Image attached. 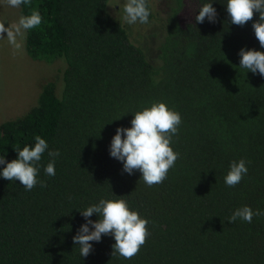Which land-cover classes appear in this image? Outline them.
I'll return each mask as SVG.
<instances>
[{
	"label": "trees",
	"instance_id": "16d2710c",
	"mask_svg": "<svg viewBox=\"0 0 264 264\" xmlns=\"http://www.w3.org/2000/svg\"><path fill=\"white\" fill-rule=\"evenodd\" d=\"M106 2L32 0L19 8L42 15L25 34L27 55L60 59L63 68L57 91L45 82L34 106L0 123V155L18 158L15 149L34 146L36 135L60 155L55 176L44 173L48 150L42 155L46 187L26 191L0 176V264H264V216L227 221L244 205L264 210V76L239 67L241 48L264 51L252 27L259 13L241 27L230 22L227 0H169L148 30L149 56ZM211 2L216 22L198 23ZM186 5L192 15L182 23ZM159 101L181 114L172 143L181 156L163 183L148 187L109 149L118 127H131L135 112ZM241 158L251 161L248 173L230 188L224 177ZM121 197L150 221L146 243L130 260L112 257L114 237L102 235L81 257L73 242L86 223L79 210Z\"/></svg>",
	"mask_w": 264,
	"mask_h": 264
},
{
	"label": "clouds",
	"instance_id": "9594fccd",
	"mask_svg": "<svg viewBox=\"0 0 264 264\" xmlns=\"http://www.w3.org/2000/svg\"><path fill=\"white\" fill-rule=\"evenodd\" d=\"M0 4L11 8L21 6L31 8L32 0H0ZM109 5L115 7L119 5V0ZM226 8L230 22L241 27L253 21L254 13H259V19L252 23V27L260 46L264 48V0H227ZM150 14L149 0H126L123 5L122 19L128 25L147 24ZM217 15L212 2L205 3L198 10L195 20L203 23L207 18L209 22L215 23ZM41 24L42 15L36 9L31 10L28 15H21L17 22L8 24L7 27L5 21L0 20V39L6 37L13 49V55L20 54L23 51L26 32L36 29ZM239 55L241 69L264 76V51L241 48ZM181 123L182 117L178 111L169 108L166 102H153L151 106L135 112L131 127L116 129L110 144V156L123 162V171L129 175L137 170L141 172V178L148 187L161 184L181 156L172 147L173 137L178 135ZM15 150L18 158L10 162L0 155V165H6L0 170V176L8 181L18 180L26 191H31L38 184L46 187V181L38 178L42 155L48 150L51 159L44 167V173L55 176V159L60 155L59 149L49 150L47 141L36 135L34 146L25 145L22 149L18 147ZM250 163L251 161L243 158L238 162L232 161L224 177L225 184L230 188L238 185L247 175V165ZM79 211L86 223L80 226L73 237V242L79 245L81 257L86 258L93 251L91 242H100L102 235H111L115 240L111 256L130 260L139 253L151 235L148 228L150 221L141 217L138 211L130 209L128 201L122 197L102 198L98 203ZM94 213L99 215L96 221L90 219ZM254 216H264V210H253L250 206L244 205L235 209L227 221L234 223L239 219L251 223ZM89 225L93 226L92 230Z\"/></svg>",
	"mask_w": 264,
	"mask_h": 264
},
{
	"label": "rangeland",
	"instance_id": "374dc122",
	"mask_svg": "<svg viewBox=\"0 0 264 264\" xmlns=\"http://www.w3.org/2000/svg\"><path fill=\"white\" fill-rule=\"evenodd\" d=\"M113 2L115 0H107L106 13L115 21H121L128 30L130 40L140 44L139 46L146 54L152 56V45L155 41L147 33L150 28L156 27L158 18L164 16L169 0H149L154 17L149 19L147 24L136 23L134 25H128L122 19L123 5L126 0H119V5L115 6L116 11L112 12L115 17L109 14L112 10L109 4ZM191 12L189 5L182 7L178 12L180 22L189 20ZM20 16L19 8L0 4V20L5 21L6 27L8 24L17 22ZM4 35L6 36V33ZM62 68L63 64L60 59L49 62L31 59L27 55L24 45L22 53L13 55V49L8 44L6 37L0 39V123L13 119L34 106L40 88L45 82L53 81L57 91L60 86L59 74Z\"/></svg>",
	"mask_w": 264,
	"mask_h": 264
}]
</instances>
